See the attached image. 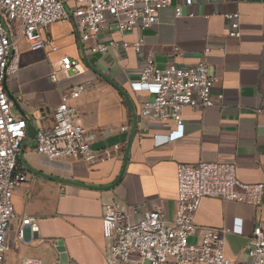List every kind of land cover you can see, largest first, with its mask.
Returning <instances> with one entry per match:
<instances>
[{"label":"crops","instance_id":"crops-1","mask_svg":"<svg viewBox=\"0 0 264 264\" xmlns=\"http://www.w3.org/2000/svg\"><path fill=\"white\" fill-rule=\"evenodd\" d=\"M177 3L161 10L159 24L152 29L120 34L111 24L98 36L100 43L112 39L133 43L142 37L141 54L129 48L86 55L73 21L44 31L59 47L58 53L31 51L20 43L19 70L5 81L14 113L33 119L38 129H51L62 95L87 84L72 104L97 159L94 165L72 158L51 161L37 153L35 140L26 139L19 166L28 179L15 190L13 203L20 216L38 220L39 231L31 234L27 226L26 240L20 241L16 227L12 228L14 242L2 264H20L24 257L61 264L59 242L67 256L65 264H107L104 204H118L134 223L145 211L173 219L180 164L231 163L240 181L264 185V0H196L186 8L195 16L181 18L175 16ZM227 13H239V37L229 35ZM176 49L182 53L177 62L183 68L201 59L208 63L216 78L214 93L222 94L223 100L205 111L185 107L181 129L173 120L143 124L139 115L149 94L134 91L131 84L139 80L147 55L164 68ZM63 55L79 61L81 74L60 73V82L54 83L51 73L60 69ZM171 132L174 138L166 141ZM115 145L123 150L114 151ZM106 150L110 159L101 161ZM260 221H264V205L258 209L209 197L201 201L196 214L199 227L232 231L226 234V256L232 264H251L246 253Z\"/></svg>","mask_w":264,"mask_h":264},{"label":"built area","instance_id":"built-area-1","mask_svg":"<svg viewBox=\"0 0 264 264\" xmlns=\"http://www.w3.org/2000/svg\"><path fill=\"white\" fill-rule=\"evenodd\" d=\"M175 1H178L177 18L195 16V13H187L186 8L192 7L196 0H0V264L9 254L12 228L16 227L20 241L26 240L27 226L31 234L39 231L38 220L20 216L13 203L15 190L28 179L27 172L19 166V156L27 139V120L14 113V103L5 89L7 77L19 70L20 43L25 42L31 51L58 53L59 47L45 37L44 31L54 24L73 21L86 55L129 48L141 54L142 37L133 43L124 39L100 43L98 36L109 30L111 24L117 26L120 34L134 29H152L159 24L161 10ZM224 18L229 23V35L239 37V13H227ZM91 41L93 45L88 44ZM181 57V51L176 49L172 61L164 68L157 66L152 55L145 57L139 80L131 84L134 91L149 94L140 111L141 123L173 120L181 129L185 107L205 111L223 100L222 94L214 93L216 78L210 73L208 63L201 59L183 68L177 62ZM59 63L60 69L51 73L54 83L60 82V73L81 74L78 60L63 55ZM86 88L87 84H78L62 95L53 115V127L38 129L35 140L38 154L51 161L72 158L94 165L97 153L72 104ZM257 113L261 114L262 110L258 109ZM174 133L171 132L166 141L172 140ZM113 150L121 151L123 147L115 145ZM108 159L110 155L106 150L101 161ZM177 183V211L173 219L159 211H145L134 223L131 215L118 204H104L107 264H232L226 256V234L232 231L199 227L196 214L200 203L209 197L259 209L264 205L263 183H243L237 177L234 164L206 162L178 165ZM193 236L197 237L195 242L190 241ZM246 256L251 264H264V221L255 227ZM20 264L44 263L24 257Z\"/></svg>","mask_w":264,"mask_h":264},{"label":"water","instance_id":"water-1","mask_svg":"<svg viewBox=\"0 0 264 264\" xmlns=\"http://www.w3.org/2000/svg\"><path fill=\"white\" fill-rule=\"evenodd\" d=\"M5 89H6V82H5ZM123 94L125 95L124 92H123ZM26 120H27V124H28L27 138L30 140H36V136H37V132H38L37 125L33 119L26 118ZM40 175L45 177V178L53 179V180L60 181L63 183L74 184L73 182L57 179L55 177H51V176H47V175H43V174H40ZM62 245H63L62 242L58 243V251L61 253V264H65L67 256L65 253V249L63 247H61Z\"/></svg>","mask_w":264,"mask_h":264},{"label":"rangeland","instance_id":"rangeland-1","mask_svg":"<svg viewBox=\"0 0 264 264\" xmlns=\"http://www.w3.org/2000/svg\"><path fill=\"white\" fill-rule=\"evenodd\" d=\"M12 237L9 238V244L12 246L13 245V242H14V238H13V235H11Z\"/></svg>","mask_w":264,"mask_h":264}]
</instances>
